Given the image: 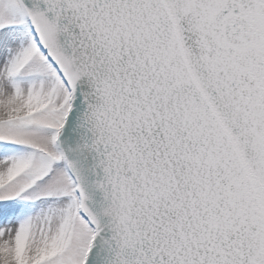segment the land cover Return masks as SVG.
Here are the masks:
<instances>
[{"label": "snow or ice", "instance_id": "1", "mask_svg": "<svg viewBox=\"0 0 264 264\" xmlns=\"http://www.w3.org/2000/svg\"><path fill=\"white\" fill-rule=\"evenodd\" d=\"M0 264H264V0H0Z\"/></svg>", "mask_w": 264, "mask_h": 264}]
</instances>
